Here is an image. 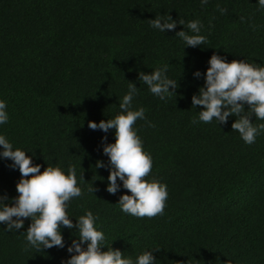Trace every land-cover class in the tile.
<instances>
[{
  "label": "trees",
  "instance_id": "16d2710c",
  "mask_svg": "<svg viewBox=\"0 0 264 264\" xmlns=\"http://www.w3.org/2000/svg\"><path fill=\"white\" fill-rule=\"evenodd\" d=\"M257 3L0 0V99L9 115L0 134L14 149L35 154L41 172L59 166L67 174L74 165L78 178L83 174L84 195L67 211L74 224L88 211L97 216L106 248L112 245L133 260L155 251L156 264H264V133L247 145L231 127L236 117L223 125H194L202 108L191 102L214 54L229 63L264 66V9ZM160 15L183 19L185 31L188 22L199 20L207 43L186 47L176 36L184 30L179 24L166 33L152 29L149 20ZM165 64L179 84L167 102L138 80L139 72ZM196 71L201 78H194ZM129 82L138 88L133 110L145 109L146 120L134 125L153 161L145 179L167 186L164 214L153 218L123 213L119 198L131 193L121 187L109 194V171L95 168L97 161L107 165L102 139L107 135V143H115V130L105 134L88 124L121 114ZM252 122L264 123L254 116ZM10 164L0 160V196L9 201L21 179ZM92 184L94 194L88 191ZM30 223L25 220L20 232H6L0 224V264H66L78 232L62 229L64 249L25 250Z\"/></svg>",
  "mask_w": 264,
  "mask_h": 264
},
{
  "label": "clouds",
  "instance_id": "9594fccd",
  "mask_svg": "<svg viewBox=\"0 0 264 264\" xmlns=\"http://www.w3.org/2000/svg\"><path fill=\"white\" fill-rule=\"evenodd\" d=\"M207 3L209 0H201V4ZM257 4L264 9V0H258ZM220 11L223 14L226 9ZM178 24L184 30L177 32L176 36L186 47L197 48L207 43L206 37L200 34L203 24L199 20L188 22V31H185L183 19L177 22L170 15L149 20L150 27L160 33L174 31ZM208 64L203 74L204 85L198 94L192 96V108H202L198 119L194 118L192 123L210 124L215 121L223 125L230 117H236L231 125L233 131L239 133L245 144H254L257 137L264 133V123L254 125L252 122L253 116L255 120L264 121V66L245 60L229 63L225 57L216 54L211 56ZM168 68L165 64L150 74L138 73V80L147 86L150 93L165 102L176 96L179 88L178 81L167 75ZM193 76L199 79L202 73L196 71ZM137 95L138 88L129 82L127 94L119 102L121 114L106 122H89L88 127L105 134L115 130V143H107V135L102 139L103 155L108 157L107 165L102 161H97L95 165L96 169L107 168L109 171L106 191L115 195L122 187L131 195L120 196L117 204L120 210L136 218H153L164 214L168 192L166 185L145 179L152 171L153 161L144 150L143 141L134 127L138 120H146L144 108L133 110ZM8 122L7 103L0 99V127ZM149 126L153 125L149 122ZM27 153L20 148L14 149L8 138L0 134V160L11 161L8 166L18 170L21 176L16 185L18 195L15 198L9 201L6 195L0 196V224L5 226L6 232H20L25 220L31 221L26 231L25 250L43 252L53 247L64 249L62 229L67 228L75 229L79 235L67 247L70 259L66 264H156L155 251H145L133 260L120 250H114L112 245L106 248L105 234L98 230V217L91 211L79 217L74 224L67 209L73 199L84 195L80 186L86 183L83 174L78 178L74 165L68 168L67 174L59 166H47L41 172L43 166L34 163L35 154L29 156ZM88 191L94 194L98 189L92 184Z\"/></svg>",
  "mask_w": 264,
  "mask_h": 264
}]
</instances>
